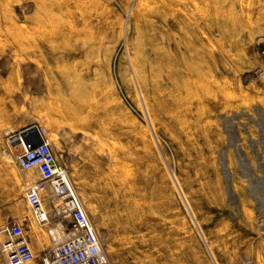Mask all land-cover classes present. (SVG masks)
<instances>
[{
	"label": "rangeland",
	"instance_id": "1",
	"mask_svg": "<svg viewBox=\"0 0 264 264\" xmlns=\"http://www.w3.org/2000/svg\"><path fill=\"white\" fill-rule=\"evenodd\" d=\"M38 133L108 264H264V0H0V264L64 233L16 161Z\"/></svg>",
	"mask_w": 264,
	"mask_h": 264
},
{
	"label": "built area",
	"instance_id": "2",
	"mask_svg": "<svg viewBox=\"0 0 264 264\" xmlns=\"http://www.w3.org/2000/svg\"><path fill=\"white\" fill-rule=\"evenodd\" d=\"M15 149L19 168L36 170L42 180L41 186L27 194L35 215L49 220L56 228L60 226L64 232L61 237L52 232L57 249L50 264H108L83 203L48 140L41 134L34 138L25 135ZM49 206L54 207L52 218ZM67 220L70 226L65 227ZM5 253L7 264H27L34 259L32 251L16 240L5 244Z\"/></svg>",
	"mask_w": 264,
	"mask_h": 264
},
{
	"label": "bare ground",
	"instance_id": "3",
	"mask_svg": "<svg viewBox=\"0 0 264 264\" xmlns=\"http://www.w3.org/2000/svg\"><path fill=\"white\" fill-rule=\"evenodd\" d=\"M27 131H28V130H27ZM38 134H39V133H38ZM22 135H23V134L18 135V138L22 137ZM38 136H39V135H38ZM23 137H24V135H23ZM23 137H22V138H23ZM58 206H59V205H58Z\"/></svg>",
	"mask_w": 264,
	"mask_h": 264
}]
</instances>
